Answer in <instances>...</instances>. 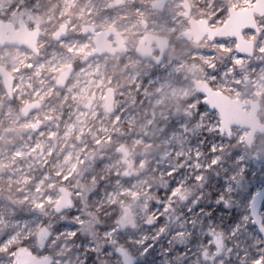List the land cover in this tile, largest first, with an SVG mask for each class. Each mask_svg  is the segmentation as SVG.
Instances as JSON below:
<instances>
[{"label":"snow or ice","instance_id":"obj_1","mask_svg":"<svg viewBox=\"0 0 264 264\" xmlns=\"http://www.w3.org/2000/svg\"><path fill=\"white\" fill-rule=\"evenodd\" d=\"M164 240L163 264H264V0H0V264H141Z\"/></svg>","mask_w":264,"mask_h":264},{"label":"clouds","instance_id":"obj_2","mask_svg":"<svg viewBox=\"0 0 264 264\" xmlns=\"http://www.w3.org/2000/svg\"><path fill=\"white\" fill-rule=\"evenodd\" d=\"M41 3L44 5L55 4V3H58V0H41ZM129 70H132V69L130 68ZM107 73L109 75L114 74L116 78V82L121 85L123 84V81L126 79V73L124 71V68L118 65H115V64L109 65L107 69ZM131 112L135 114V118L137 122L136 131L137 133H139L140 131L139 125L142 123V111H141L140 105L138 104L135 109H131ZM150 139H152L154 147L152 148V155L149 157L150 167L144 171V177L150 180L154 193H159L162 196L164 193L162 191V184H161V178H160L159 173L163 171L164 168H166L167 166V162L163 158V153L168 146L165 143H163L159 135H157L155 138L150 137ZM20 142L21 141L18 137L15 138L13 144L8 146L9 149L14 147L16 144H19ZM59 151H60L59 146H57L58 154H59ZM99 223L101 227H103L104 222L102 219L99 221ZM143 230L147 231V229H143ZM83 238L90 239V237H87V236ZM78 252H79V249L63 257H54V259H56L57 264H76L75 255ZM176 252H179V251H176ZM167 259L171 260L172 256H168ZM193 259L194 257L187 258L185 260V264H192ZM164 260H165V257L163 261ZM163 261H162V264H163ZM95 264H116V260L112 257L101 256L95 261Z\"/></svg>","mask_w":264,"mask_h":264},{"label":"rangeland","instance_id":"obj_3","mask_svg":"<svg viewBox=\"0 0 264 264\" xmlns=\"http://www.w3.org/2000/svg\"><path fill=\"white\" fill-rule=\"evenodd\" d=\"M208 147H210V144L205 145L204 150L207 151ZM257 174L259 175V170H257ZM219 180V183H213L212 188L209 189V191L212 193L211 196V203L209 204H205L202 205V207L205 208L206 211H210L213 212V216L214 217H220V208L219 206H217L214 203L215 200V196L218 193V191H221L223 189V185H224V180L222 178H217ZM186 211V209H184ZM196 212L200 211V208L197 207L195 209ZM242 214V208H233L231 210H228L227 212V216L228 217H238L239 215ZM205 219H209V218H205ZM214 223H221V219H213ZM231 223V219H225V222L222 224L223 227L227 228V225ZM203 242H207V238L204 237L202 238ZM167 240H164L163 242H158L156 244H154L153 246V255L152 257L148 260V261H142L141 264H162V261L164 259V256L161 254V250L162 248H167ZM179 251V252H183L184 249L177 245L175 250L171 253H169V256L175 255V252Z\"/></svg>","mask_w":264,"mask_h":264}]
</instances>
